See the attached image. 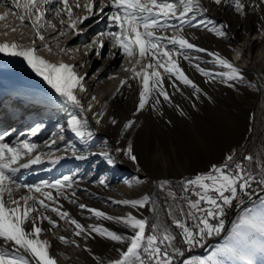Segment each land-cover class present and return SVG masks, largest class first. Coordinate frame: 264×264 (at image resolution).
<instances>
[{
  "label": "snow or ice",
  "instance_id": "1",
  "mask_svg": "<svg viewBox=\"0 0 264 264\" xmlns=\"http://www.w3.org/2000/svg\"><path fill=\"white\" fill-rule=\"evenodd\" d=\"M95 2L96 0H87L84 5L87 15L73 19V7L69 4V0H22V2L10 0L11 7L4 0H0V7L5 9L3 13H0V20H6L11 14L19 20L21 25L27 22V26L35 32V38L45 41L46 37L41 34V29L51 27L56 31V25L45 20V9L49 5L54 6L55 18L59 20L63 29L59 31L61 37L68 32L78 35L77 25L82 24L89 17L104 14V10L110 7L112 10L107 13L108 29L98 34V39L88 46L90 51L85 55H89L91 50H96L99 54L104 47V40H107L113 49L129 58L130 67L124 70L132 74V79H139L142 84L137 111L150 105L153 111L163 115L161 105L167 103L181 116L186 115L180 105L174 103L172 94L165 87V79L170 81L173 93L185 95L176 83L179 81L180 84L192 89L191 96L197 99L201 95L207 96V93L179 67L178 61L173 58V53L188 60L190 66L206 78V83L219 80L228 87H234V83L230 82H245L241 69L218 52H208V55L215 57L213 63L226 69L219 72L206 70L200 67L199 63L193 64L192 58L184 55V51L188 49L207 51L189 42L184 35L185 26L192 28L202 26L218 37L226 36V32L222 30L226 25L208 27V24L212 22L196 19L197 13L208 11L201 0H107V2L98 0L100 6L94 10ZM213 2L217 5L230 3L240 15H244L246 7L249 6V0H213ZM262 5L264 0H260L259 4L251 0L250 6L254 11ZM79 6L77 3L76 7ZM20 9L23 11L17 15L16 10ZM65 14L68 17L67 23L62 18ZM168 32L173 34L168 35ZM42 47L49 52L52 51L48 43H44ZM59 51L63 53L66 49L60 48ZM0 54L22 58L28 68L54 90L64 105H70L73 109L79 110V114H70L67 121L71 132L81 139L86 135L89 137L93 135L88 130L84 105L76 95V91H87L83 84L85 76L78 74L76 65L65 62L53 63L45 59L38 54L35 39L28 46L16 41L2 42ZM115 54V52L111 53L112 56ZM160 69H163V74ZM172 77H175V80H172ZM127 82V78L120 81L121 85ZM250 86L254 85L250 84ZM185 98L189 97L185 96ZM95 99L92 97V100ZM87 107L88 110L92 109L91 102ZM192 107L195 108V104ZM103 115V110L93 113V119L97 124L100 123L99 118ZM110 122L113 125L117 123L114 118H111ZM133 126L134 121L128 120L123 124V130L126 131ZM40 128L41 125L36 124L28 134L29 138L18 137L12 143L6 142L8 132L0 133V240L5 244L13 245L10 250L0 248V264H56L55 258L48 251L49 241L39 239V235L44 231L40 226L43 221L47 220L50 225L49 230L59 226L57 221L46 214L48 211L56 213L61 219L74 225L72 230L75 236H84L87 239L95 233L100 237L126 244V250H119V258L109 260L107 264H177V259L184 256L185 250L204 247L208 238L220 236L225 229V217L229 207L234 202L236 207H240L244 203L245 196L251 201L253 195H258V202L251 207H245L232 221L231 229L223 244L212 248L207 257L184 259L183 264H264V163L258 165V172H254L242 161H235L233 154H228L221 165H212L206 174L200 173L182 181L184 191L191 190L192 196L196 198L184 197L188 210L185 211L183 207L178 209L180 216L185 218L184 221L176 218L171 209L168 211L175 227L181 230V247L176 244V235L168 227L159 223L151 224L152 234L146 235L149 223L147 218H138L131 213L113 216L101 210L89 208L83 203L78 205L81 210H87L96 218L122 224L133 233L122 235L99 224L82 225L67 211H61L60 207H52L47 201L54 203L58 201L51 191H44L45 188L55 189L56 196H63L70 203H76V200L71 198L75 196L74 191L71 197L63 191L72 188L73 177L70 175L52 182L40 181L36 185L18 182L16 173L21 169H29L32 165L42 163L41 157L44 153L40 152L37 144L30 139ZM54 144L55 140L45 141V147H51ZM116 151H122L124 156L138 163L131 142L126 149L117 148ZM73 155H76L74 151ZM100 155L109 165L117 163L107 151ZM60 158L57 156L51 162L55 163ZM76 158L84 159L83 156H76ZM244 160L251 163L253 157L247 155ZM141 182L136 180V183ZM99 183L104 184V178H101ZM169 184V181L162 180L159 182V187L163 189ZM253 184L258 187L253 188ZM20 190H26V192H20ZM18 192H20L19 195ZM169 195L175 199L174 193L169 192ZM149 201L150 197L145 194L137 199L112 202L138 209L145 207ZM189 217L193 220V228L187 226ZM58 239L62 243L77 244L75 240L69 241L65 236H59ZM98 264H103V261L98 260Z\"/></svg>",
  "mask_w": 264,
  "mask_h": 264
},
{
  "label": "bare ground",
  "instance_id": "2",
  "mask_svg": "<svg viewBox=\"0 0 264 264\" xmlns=\"http://www.w3.org/2000/svg\"><path fill=\"white\" fill-rule=\"evenodd\" d=\"M4 2L11 7L10 0H4ZM86 2L87 0H69V4L73 7V19L87 15V10L84 7ZM77 3H79V7H76ZM201 3L207 8L206 0H201ZM99 6V2L96 0L94 10L98 9ZM60 7H63V5H60ZM111 10L110 7L106 8L104 14L89 17L82 24L77 25L78 35L68 32L61 37L59 36V31L63 29H61L59 20L55 18L54 6L49 5L45 9V20L55 24L56 31L51 27L41 29V34L46 37L45 41L35 38V32L30 26H27V22H25V25H21L19 20L11 14L8 15L6 20H0V43L16 41L21 45L28 46L35 39L39 55L53 63L65 62L74 64L76 65L78 74L82 71L79 75L85 76L83 84L87 91H76V95L84 105V115L88 119V130L93 135L90 137L86 135L85 138L81 139L71 132L68 129L67 121L70 114H79V110L73 109L70 105H64L54 90L41 77L28 68L22 58L10 57L4 54H0V95L6 97V101L10 103L9 107L21 109L22 112L19 119H16L8 128L0 133L8 132L9 135L6 137V142L12 143L18 137L29 138L28 134L32 127L36 124L41 125L39 131L34 136H31L30 139L31 142L37 144L38 150L44 153L41 157L42 163L32 165L29 169H21L20 172L16 173V179L21 183L36 185L40 181L52 182L65 175L72 176V188L64 189L63 191L70 197L72 192H75V196L71 197L76 200L75 204L70 203L63 196H56L55 189L45 188L43 190L51 191L56 201H58V203L47 201L52 207H60L61 211H67L72 218L82 225L96 224L99 219L87 210H81L78 207L80 203L113 216H124L131 213L138 218H147V214L154 213L156 223L165 226L163 212L158 207L157 200L152 196L154 191L159 188L161 180L155 179L151 183L149 188V193L151 194L150 201L145 207L141 208L144 211L143 213L137 212L135 208H130L128 205L115 204L112 201L132 199V195L136 194L142 187V183H136V180H140L139 176L144 175L146 170L145 167L141 169L135 166L126 168L123 165L117 168L114 165L107 164L104 157L100 155V153L107 151L115 160L121 159V152H117L116 149H121L120 137L125 134L123 124L134 113L138 112L137 116L145 119V122L149 125L152 124L154 126L160 123L155 118V115H152L153 110L150 105H146L143 110L137 111L139 91L142 84L139 79H132V74L124 70L130 67L131 64L127 56L113 49L111 43L107 40H104V47L100 50L99 54H97L96 50H91L89 55H85L86 52L90 51L88 46L98 39V34L108 29L107 13L111 12ZM4 11L5 9L0 7V13ZM16 11L18 15L23 10ZM259 11L246 12L243 19L247 23V26L243 29H240L242 26L237 17H235V20H229L230 18L228 19L225 14H218L221 26L226 25L228 33L222 39L215 40L216 52L240 68L242 74L256 77L258 86L263 92L260 110L257 112L259 114L258 119L260 120L262 117L260 114L264 108V13H259ZM209 12L197 13L196 15L205 18ZM62 18L67 23V15H63ZM243 33H247L244 36L245 38L242 37ZM167 34L172 35L173 33L168 32ZM184 35L190 43L195 44L198 48L205 49L207 47L206 39L208 35L205 31L193 30L185 26ZM44 43L49 44L52 49L51 52L42 47ZM60 48H65L66 51L61 53L59 51ZM229 51L231 53L228 55ZM112 52L116 53L115 56L111 55ZM184 55L191 57L193 64L199 63L200 67L205 68L206 57L204 56V52L188 49L184 51ZM173 58L178 61L179 67L184 73L190 79L193 80L194 78L197 80L203 91L207 93L206 78L199 72L197 78L192 77L194 69L183 56L173 53ZM94 69L95 71L90 74ZM160 71L163 74V69H160ZM86 78H88L87 81H85ZM126 78L128 82L121 85L120 81ZM172 80H175V77H172ZM176 83L184 92V96L179 93H173L170 81L168 79L164 81L167 91L173 96L174 103L179 104L186 115L183 118L174 107L167 103L161 105L162 111L164 116L170 119L177 120L182 117L183 119L181 120H184L191 127L194 121L190 100L193 101L196 97L191 96V88L185 87L179 81H176ZM198 83L196 84L198 85ZM185 96L189 98L186 99ZM92 97L96 99L92 100ZM208 100V93L207 96L201 95L198 99L199 108L202 109L203 114H206L208 111ZM90 102L92 109L88 110L87 106ZM56 108H61L62 113L52 115ZM101 110H103L104 115L99 118L100 123L97 124L96 120L93 119V113H99ZM215 114L217 117V113ZM218 116L219 118L221 117L219 114ZM111 118L117 121L114 125L117 133L115 140L110 138L108 130L103 129V126L111 123ZM262 120L261 123L264 122V119ZM24 124H27L28 127L20 130V126ZM147 132L158 140L160 139L159 135H162L160 130ZM51 140H55V144L51 147H45V141ZM238 144L229 150V154L236 152ZM73 151L76 155H73ZM154 152L157 162H154L153 167H157L158 171H166L167 164L165 159L160 157L161 152L157 150ZM57 156L61 158L52 163L51 161L55 160ZM76 156H83L84 159H77ZM114 171H117V177L112 175ZM101 178H104V184L99 183ZM20 192H26V190H20ZM20 192L17 194L19 195ZM153 208H155V211H153ZM46 214L57 221L59 226L49 230L50 225L47 220L43 221L40 226L44 231L39 235V239L49 241L50 246L48 251L55 258L56 264H89L87 258L95 257L92 250L93 244L91 243V238L88 237L86 239L84 236H75L72 230L74 225H70L65 219H61L56 213L51 211H48ZM108 222L113 223L114 221ZM119 227L124 226L119 224ZM59 236H65L69 241L75 240L77 244L62 243L58 239ZM12 247V243L5 244L0 240V248L10 250ZM119 250H126V248H115L112 250L109 260L119 258Z\"/></svg>",
  "mask_w": 264,
  "mask_h": 264
},
{
  "label": "rangeland",
  "instance_id": "3",
  "mask_svg": "<svg viewBox=\"0 0 264 264\" xmlns=\"http://www.w3.org/2000/svg\"><path fill=\"white\" fill-rule=\"evenodd\" d=\"M206 2L208 12L209 10L210 12L206 14L205 18L196 15V19L212 22L208 24V27H222L218 14H225L228 19L230 18L229 20H235V17H237L241 22L242 28L240 29H243L245 26H247V23L243 19L246 15V12L253 11L252 7L250 6L251 0H249V6L246 7L244 15L238 14L235 11L234 6H232L230 3H222L220 5H217L213 2V0H206ZM255 3H260V0H255ZM255 11L264 13V5L258 7ZM192 29L205 31L208 35L206 39L207 47L205 48L207 51L204 52V56L206 57L205 69L213 72L226 70L223 69L222 66L213 63V61L215 60L214 56L208 55V52L215 53L217 51L216 40L219 38L222 39V37L216 36L214 33L207 31L202 26ZM222 30L228 33V29L226 27H223ZM246 34L247 33H243L242 37L246 36ZM230 53L231 52L229 51L228 55ZM95 69L92 70L90 74L93 73ZM193 69L194 70L192 73V77L194 76L195 78H197L199 73L194 67ZM81 72L82 71H80L79 74H81ZM243 76L245 78L244 83H240L238 81L230 82L234 83V87H228L227 85L219 82V80H216L215 82H208L206 84V90L209 98L207 113L203 114V112L201 111L202 109L199 108L197 98H194L193 101L190 100L194 121L191 127L188 125V123H185L184 120H181L184 118L183 116V118L181 117L177 120H174L170 119L167 116H164V113L163 115H160L155 111L152 112V115H155V118L158 119L160 123L154 126H152V124L149 125L147 122H145V119L137 116L138 112L134 113L133 116L129 118V120L134 121V126L126 130L125 134L120 137L121 149H126L129 142H131L138 163H134L133 161H131L129 158L124 156L123 152L121 151L122 157L120 160H116L117 163L114 166H116L117 168H120L122 165L126 168L135 166L139 167L140 169L142 167H145L146 172L144 173V175L139 176L140 181H142V187L136 192V194L132 195V199L140 198L145 194L151 197L149 188L151 186V183L155 179L161 181L167 180L170 182V184L166 185L165 188L161 189L159 187L158 189H156L152 195L157 200L158 207L163 212L165 227H167L166 220L167 222H170L171 220L170 216L168 215L167 204L170 203V201H174L173 199V201L169 200V198L167 197L168 190L179 187L182 181L186 179L193 178L197 174L207 172L214 164L220 165L221 163H223L226 155L229 154V150H231L238 143V148L236 152L233 153L234 159L239 157L242 152L243 154L249 153L251 149L250 147L247 148V146L251 141V137H253V135L261 133V135L263 136V139L261 141V149H263L264 122H261L263 121L262 119H264V108L263 111H261L260 115H262V117L260 118V120L258 119L259 114L257 113L260 110L259 107L261 106V101L263 99V92L258 86L256 77L244 73ZM87 80L88 78H86L85 81ZM193 80L198 83V81L194 78ZM250 84L254 86H250ZM193 104H195V108L192 107ZM61 113V108H56L54 109L52 115ZM215 113H217V117ZM218 114L221 116L220 118ZM20 127L21 130L27 128L28 126L27 124H24ZM103 129L110 132V138L112 140L116 139V128L112 123L108 124L107 126H103ZM154 129L160 130V132L162 133V135H159V140L155 139L153 135L147 132L155 131ZM193 132H195L196 134ZM260 138L261 137H258L257 140L259 141ZM254 148H256V145H254ZM155 150H157L158 152L160 151V157L162 159H165V162L167 164L166 171H158L157 167H153L154 162H157V160H155ZM254 156L256 161H264V157H258V155ZM112 175L114 177H117V171H114ZM252 187L256 188L258 187V185L254 184ZM243 199L245 201L247 197H244ZM258 199L259 197L245 207H251L252 204L258 202ZM128 206L132 208L130 205ZM169 207L172 212L176 214L175 205L172 204ZM135 210L137 212H144L141 208H135ZM238 215L235 216L234 220ZM147 220L149 223L148 227L146 228V235H149L152 234L151 224L156 223L154 213L147 214ZM98 221L96 222V224L115 231L118 234H133L130 229L126 227H119V224L116 222L112 223L103 219H99ZM231 226L232 223L223 235L215 237L212 241L206 243L205 245H210H208L205 250L201 252H194L188 255L186 254L190 253L191 251H198L203 247H195L190 251L185 250L184 256H182V260L181 257L179 258L181 260L180 264H183L184 259H190L192 257H207L212 248L225 242V237H227ZM89 237L91 238V243L93 244L92 250L95 256L90 259L87 258V260H89V264H98V260L103 261V264H107L112 250H114L115 248H126V244L115 242L108 238L100 237L99 235L97 236L96 234H92ZM214 240L217 241L213 242ZM176 244L178 246H181V242L179 240L176 241Z\"/></svg>",
  "mask_w": 264,
  "mask_h": 264
},
{
  "label": "built area",
  "instance_id": "4",
  "mask_svg": "<svg viewBox=\"0 0 264 264\" xmlns=\"http://www.w3.org/2000/svg\"><path fill=\"white\" fill-rule=\"evenodd\" d=\"M258 137H261L259 141L257 140ZM262 139H263V136L261 135V133L253 135V137H251V141L249 140L250 142L248 143V146H247V148L250 147V149H251L249 151V153L243 154V152H242V154L239 157H237L235 159V161H237V162H241L242 161L247 167H250L254 172H258L259 171L258 165L261 164V163H264V161L263 162L256 161L254 155H258V157L259 156L264 157V147H263V149H261V141H262ZM254 145H256V148H254ZM247 155H251L253 157V160H252L251 163H249L248 161L244 160V157L247 156ZM207 172H204V173L206 174ZM169 192H172V193L175 194V199H173V197H171L169 195ZM167 197L169 198V200H172V199L174 200V201L172 200L173 202L170 201V203L167 204L168 205V211L170 209L169 206H171L172 204L175 205L176 214L173 213V215L176 218H179L182 221H184L185 218L183 216H180L178 209L180 207H183L184 210L187 211L188 209H187V205H186L184 197L189 198V199H195L196 197L192 196L191 190H189L188 192H185L184 189H183L182 183H181V185L179 187H175L174 189L168 190L167 191ZM245 197H247V196H245ZM248 200L249 199L247 197V199L244 201V203L240 207H236L235 202L233 203L232 206L229 207V209L227 211V214H226V217H225V229L221 233V235H223L225 233V231H227V229L231 225L232 221L234 220L235 216L243 211V209L247 205V201ZM170 219H171L170 222H167V220H166V226L173 232L174 235H176L177 240H179L181 242V247H182V241H181V238H180L181 230L175 227V225L173 224V218L170 217ZM187 226L189 228H193V226H194L193 225V220L190 217L187 218ZM214 238L215 237L208 238L206 243L212 241ZM170 251H171V249H170Z\"/></svg>",
  "mask_w": 264,
  "mask_h": 264
},
{
  "label": "water",
  "instance_id": "5",
  "mask_svg": "<svg viewBox=\"0 0 264 264\" xmlns=\"http://www.w3.org/2000/svg\"><path fill=\"white\" fill-rule=\"evenodd\" d=\"M209 171V170H208ZM195 174V173H194ZM258 198V195H254L253 197H252V200L251 201H247V204H249V203H252L254 200H256ZM204 250V248H202V249H200V250H198V251H191L190 253H187L186 255H188V254H191V253H194V252H201V251H203ZM182 258L183 257H181V260H182ZM181 260H179V261H177V264H180V261Z\"/></svg>",
  "mask_w": 264,
  "mask_h": 264
}]
</instances>
